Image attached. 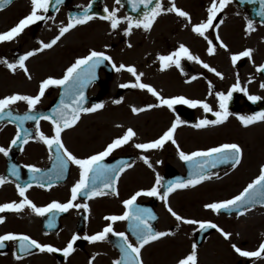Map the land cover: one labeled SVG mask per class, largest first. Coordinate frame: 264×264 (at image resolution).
Returning a JSON list of instances; mask_svg holds the SVG:
<instances>
[{
    "label": "flooded vegetation",
    "instance_id": "1",
    "mask_svg": "<svg viewBox=\"0 0 264 264\" xmlns=\"http://www.w3.org/2000/svg\"><path fill=\"white\" fill-rule=\"evenodd\" d=\"M91 1L92 0H62L61 7L56 13H62L64 15L60 18V23L50 24L49 22L53 16L39 27H36L35 22L28 25L27 29L29 35L43 33L45 36L42 41L49 42L59 34V28L69 22V12L82 10L86 8ZM160 2L167 8L171 6L172 0H161ZM248 2L252 4V10L257 12L261 10L258 5V0H231V2L218 13L215 23H219L220 20L224 22L220 24L219 29L210 28L205 33L216 46L215 53L211 55L207 51L209 47L208 41L192 31V24L200 23L207 19V9L211 5V0H175L177 7L190 14L191 22L186 18L179 17L174 12H163L156 18L150 30L145 31L143 28L133 27L130 35H125L124 32L128 24L123 17L130 16L127 13L126 6L122 3L117 4L116 0H100L96 7L98 14L94 15L89 22L76 25L65 33V35H72L78 28L91 22L95 23L98 28L104 26L105 31L103 33L99 32V29H94L90 32V50L106 52L107 55L112 57V61L117 66L121 63L134 66L138 73L144 74L141 77V82L150 84L165 98L182 95L188 99H198L194 98V85L197 83V88H199V90H209L211 94H213V98L217 100V103H212L208 99H198L207 102L213 111L220 110L216 93H227L232 85L237 82V79H239L241 87L246 88L248 94L246 95L242 91H234L232 97L228 100V111L230 113L228 119L221 124L208 125L200 128V130H204L207 127H222L229 123H234L235 120L230 115H239L244 108H247L250 115H253L259 113L264 107L262 105V100H264V88L260 86L264 83V71L257 70L260 64H264V23L261 22L259 16L250 17L248 15L246 8L242 6ZM11 6L12 4L8 8ZM105 8L109 10L118 9L116 15L121 18V21L116 29L111 28L110 21L101 18L107 15L104 11ZM140 18L142 17L134 19ZM249 19L254 22V30L246 32L245 29ZM217 34H219L220 39L227 45V49L219 47L220 41L215 39ZM181 43L186 45L192 54L199 56L202 61L208 63L211 67L222 73L223 78L216 76L215 73L204 68L202 64L190 61L186 57H181V68L183 72L174 64L171 67L161 70V61L158 59V56L168 55L174 52ZM129 44H131V47L128 46ZM27 45V41L20 42V48L13 54L14 61L18 60L19 56L23 55L21 49ZM106 45L107 47H105ZM248 48L253 49L251 59L248 57H241L236 64H233L231 60L232 55ZM41 52L40 54L42 57L37 59L32 56L28 58L25 63H31L30 71L32 73H36L39 69H43L53 78H62L66 69L71 66L77 58L88 54V52L82 54L80 37L75 39L69 37L65 43L60 39L52 48L45 49ZM35 70L37 71L35 72ZM95 70L98 72V77L95 82L91 84L87 92V107L101 103L104 105L106 98L114 101L121 97L124 98L126 94L138 92V90H140L139 88H133L131 86L127 88L120 87L122 84L135 83V77L127 71L126 68L116 71V69L112 67L111 62L105 61L98 65ZM55 71L59 72L58 76L52 75ZM193 75L197 78L195 80H190V77ZM151 76H154L158 83L149 80ZM249 80L252 82L251 86L246 84ZM59 87L60 86L57 85H50L45 90L44 96L41 97L45 99L44 102L36 106V109L49 106L51 100L58 94ZM11 94V92L1 94L0 91V98ZM248 95L261 97V99L257 100L259 103L254 105L252 109L248 107ZM113 101L111 106L113 105ZM9 107L14 115H17L18 112H25L28 110L27 108L20 110L18 108V101ZM161 107L165 109L163 121L168 122L169 127L177 117H179L181 121L186 122L179 124L173 134L180 150L186 153H190V151L188 152V146L192 137V133L190 132L193 131V125L202 119H216L212 112H205L200 105L193 107L187 104H174L171 109L167 106ZM232 109L237 110L234 112ZM101 110L102 108L92 113H82L81 119L77 124L72 128L65 129L61 134L65 146L78 157L84 158L103 151L107 144L115 139L112 138L107 141L102 148L82 149L84 145L97 140L100 132L96 123H81L83 120L82 116L95 115ZM261 122L262 121H256L254 123ZM17 123L18 121L10 120L6 114L3 119H0V146L9 148L8 156L0 153V176L6 177L5 184L0 186V204L12 201L19 202L22 199L16 187L17 183L22 186L31 184V187H28L26 190V195L38 206H45L53 200L67 202V200L71 198L72 186L80 178L79 167L69 163L67 170L58 180L55 179V174H53V183L50 189L40 187L32 179L33 174L25 165H35L45 172L51 170L55 163V149L53 148L50 151L39 138H29L27 143H18L17 145L11 146L10 142L15 137L18 129ZM104 125L103 123L100 124L102 127H104ZM231 125L235 126L234 124ZM39 127L40 130L48 136L54 134L53 125L48 120L41 119ZM27 128H30L33 135H35L36 123L34 126L27 125ZM165 131L166 130H164V132ZM227 131L229 134H232L230 128L227 129ZM163 133L155 135L152 140L159 138ZM223 134H226V129L223 130ZM220 135L222 134L220 133ZM217 139L220 143L219 138ZM152 140H148V142ZM146 142L145 140H139L137 138L131 139L121 147L114 149L113 152L104 159V164L116 165L120 160H125L132 166L125 169V171L120 174L115 184L119 195L112 194L110 189H104L107 193L106 195L95 196L90 199L80 196L73 202L88 203V211H85L83 208H70L67 212H57L55 214L56 221L53 228L47 227L48 217L51 213L41 217L27 207L19 212L5 210V212L0 213V216L5 217L4 222L0 223V235L8 232L27 234L41 243H50L59 248L66 246L73 234H78L81 237L74 244L75 251L67 258L59 252L41 253L36 249H32L27 253H21L17 242L8 241L5 243L4 248H0V264H89L92 257H95V259L92 260V264H113L114 260L122 259V253L119 247L122 241L118 237L109 234L104 241L95 243L89 242L83 239V237L101 231L103 227L110 223L104 219L105 216L122 215L126 210L134 211L136 206L145 209L153 208L155 212L153 214L157 218L150 221V223L155 231H160L159 222L161 216L158 214V209L160 202L163 201L160 196L149 197L141 195L137 197V201L130 209H125L123 204V201L129 199L136 191L146 189L145 185H142L143 180L144 183H146V169L144 168V171H139V166L135 165L139 159L137 153H145L153 150L137 149L135 147L137 143ZM170 145L176 146L171 141H166L164 144V146ZM136 150L138 151L136 152ZM196 151H200V149ZM178 163L179 164L175 168L166 165L162 167L164 171L161 177L162 182L163 180L173 181L176 176H184L186 174L188 171L187 162L178 157ZM13 164H15L19 170V179L11 175ZM231 169H233V167L221 168L213 172ZM97 183L99 184V182ZM182 189L183 188L173 191L169 196ZM163 191V188H161V192ZM255 208H264V206H257L249 208L248 210ZM246 212H242V214H232L230 216H240ZM113 228L115 231L125 232L131 243H137V238L131 229V221H116L113 223ZM215 232L216 229L203 237L198 244L194 237L193 243H195L198 248L205 242L210 234ZM166 237L153 241L141 249L143 264H177V260L179 259H175V252L172 244H167L165 241ZM239 247L247 251H255L259 248L258 246H253L251 249H244L242 245ZM226 249L227 252L223 257L224 263L264 264V255L251 258L242 257L236 253L232 247H227ZM17 255L21 258L17 259Z\"/></svg>",
    "mask_w": 264,
    "mask_h": 264
},
{
    "label": "snow or ice",
    "instance_id": "2",
    "mask_svg": "<svg viewBox=\"0 0 264 264\" xmlns=\"http://www.w3.org/2000/svg\"><path fill=\"white\" fill-rule=\"evenodd\" d=\"M8 2H10V0H0V7H3V5ZM230 2L231 0H211V5L207 9V19L200 23L192 24V31L201 37H204L208 41L209 47L207 51L210 55L215 53L216 46L213 44V41L205 35V33L210 28L219 29L220 24H222L224 21L220 20L219 23H215L218 13L222 11V9ZM55 3L60 4L62 3V0H55ZM116 3L120 4L121 0H116ZM130 3L132 4L133 10H136L140 5H143L146 10L143 12V17L140 19H134L131 16L123 17V19L128 24V27L124 30L125 35H130L133 27L143 28L145 31L150 30L155 23L156 18L163 12H174L179 17L186 18L189 22H191L190 14L187 11L177 7L175 0H172L171 6L167 8L162 5L160 0H155V6L151 8H149V5L153 4V0H130ZM31 5V11L27 16L20 19L19 22L10 29L0 32V42L13 40L16 36L23 32L26 26L37 21L45 20L46 16L41 13L48 12L51 5V0H31ZM260 8L261 11L259 15L264 16V0H260ZM104 11L107 13V15L101 18L110 21L111 28L116 29L121 21V18L116 15L118 9L109 10L108 8H105ZM92 18L93 17L91 14H89L88 10H85L80 15L70 17L69 22L59 28V34L52 38L49 42L40 41V47L25 52L23 55L19 56L18 60L15 62L10 63L7 61V59H4L3 63H5L7 67L13 71L19 67L27 74L28 68L26 67L25 61L28 60V58L45 49L52 48L70 29L74 28L76 25L84 24ZM253 23L254 22L251 19L247 21V26L245 29L246 32L254 30ZM215 39L220 41L219 47L227 49V45L220 39L219 34L216 35ZM128 46L131 47V44ZM105 47H107V45ZM252 53L253 49L251 48L245 49L239 53H235L231 57L232 63L236 64V62L241 57H248L251 59ZM181 57H186L190 61L200 63L204 68L215 73L216 76L223 78L222 73L211 67L208 63L202 61L199 56L192 54L190 49L183 43H181L178 49L174 52L168 55L158 56V59L161 61V70L171 67L174 64L183 72V69L181 68ZM105 61L111 62L112 67L115 68L116 71L126 68L127 71H129L135 77V83L122 84L120 87L127 88L131 86L133 88L147 89V91L159 101V105L148 104L145 107L133 106L132 112L134 114L143 112L145 108L151 109L157 106H167L169 109H171L174 104H187L193 107L200 105L203 107L205 112H212L216 119L200 120L198 123L193 125L198 129L208 125L221 124L228 119L230 114L228 111V100H230L234 91H242L246 95L248 94L246 88H242L239 79H237V82L232 85L231 89L227 93H216L217 99L219 100V111H213L211 106L205 101L198 99H188L182 95L165 98L153 86L141 82V77L144 74L138 73L134 66L125 65L123 63L117 66L112 61V57L107 55L106 52L90 50L87 55L77 58L75 62L66 69V72L62 78H53L49 76L48 78L43 79L39 85V91L36 95L15 93L0 98V119H3L4 115L6 114L10 120L18 121L19 125H23L24 121L27 120L36 122L35 135H33L29 129L18 126L15 137L10 142L11 146L17 145L18 143H21V141L22 143H27L29 138H39V140H41L50 151L53 148L55 149V163L53 164L51 170L45 172L35 165H25V167L28 168V170L33 174L32 179L40 187H46L50 189L53 183V174H55V179L58 180L67 170L69 163L78 166L80 169V178L72 186L71 198L67 200V202L53 200L45 206H38L26 195V190L28 187H31V184L22 186L17 183L16 187L19 196L22 199L19 202L12 201L0 204V213L5 212V210L19 212L23 211L25 207L30 208L35 214L41 217L51 213V215L48 217L47 227L53 228L55 226V214L57 212H67L70 208H83L85 211L89 210V205L86 202L73 203L78 199V197L84 196L90 199L95 196L106 195L107 193L104 191V189H110L112 194L119 195L115 184L118 181L120 174L124 172L125 169L130 168L132 165L125 160H120L116 165L104 164L103 161L109 154L113 152L114 149L121 147L123 144H126L129 140L135 137L137 135L136 132L132 128H128L123 133V135L113 139L110 143H108L103 151L84 158L78 157L72 151H70L65 146L61 136L65 129L72 128L77 124V122L81 119L82 113H92L104 106L102 103L93 104L91 107L84 106V88L88 83L91 82L92 79H94L96 67ZM257 70L264 71V64H260L257 67ZM28 78L31 79V76L29 75ZM196 78L197 77L193 75L190 77V80H195ZM50 85L64 87V96L67 98V102L66 99L62 98L60 100V105L57 108H54L48 115L42 114L37 116L32 114L36 109V105L40 102L41 97L44 96L45 90ZM260 86L261 88H264V83H262ZM248 98L251 101H257L261 99V97L256 95H248ZM122 99L123 98L121 97L120 99L114 100L113 102L120 103ZM17 101H24L27 103L28 110L22 115H14L13 111L9 107ZM41 119L48 120L52 123L54 133L52 136H48L40 130L39 122ZM238 119L244 126H248L256 121H264V112L255 113L248 116L241 115L238 117ZM181 123L186 122L181 121L179 117H177L171 126L161 136H159V138L147 143H137L135 144V147L137 149H159L164 147L166 141H171L176 145L181 160L186 162H193L195 160V170L190 173L189 178L187 179L178 178L176 181L168 182L166 190L163 192H161V188H164V185L162 184V178L159 176V174H157L155 184L151 188L136 191L129 199H125L123 201L125 209L132 208L137 201V197L141 195H146L149 197L160 196L161 199L164 200L168 212L177 221L186 224H198L201 230L207 228L216 229L225 237V239H228L231 236V233L225 231L223 228H220L215 223L206 220L188 219L178 214L172 209V207L168 205V196L177 188H187L190 186L195 187L202 181L210 179L212 176L216 175L214 172H209V168H215L219 164H231V166L235 168L242 161L243 149L237 143H224L218 147L209 148L206 151H193L191 153H186L180 150L179 145L173 137L177 126ZM0 153L8 156L9 148L0 146ZM202 157H207V159L201 162L198 158ZM141 159H143L149 167L152 166L147 156H143ZM11 175L19 179L20 173L15 164L12 165ZM5 182L6 177L0 176V186L4 185ZM97 182H99V184ZM257 203L264 204V166H261L259 175L250 183H248L238 195L231 199L207 203L204 205V207L206 209L213 210L216 213L221 212V210L233 208L240 212H246L248 211V207L250 205L254 206ZM156 218L157 217L150 209L136 206L134 211L126 210L122 215L105 216L104 219L110 223H108L101 231H98L95 234L85 235L83 239L95 243L104 241L107 239L109 234H112L122 241V243L119 245L122 253V259L114 260L113 264H143L141 249L153 241H157L160 238L172 234L170 231H155L150 221L155 220ZM4 220L5 217L0 216V223H3ZM121 220L131 221V229L137 238V243H131L125 232L114 230L113 223ZM80 238L81 237L78 234H73L66 246L59 248L53 246L50 243H41L27 234L8 232L0 235V248H4L6 242L13 241L18 243L19 251L21 253H27L32 249H36L41 253L59 252L62 253L65 258H67L72 252L75 251L74 244ZM232 248L242 257L251 258L261 257L264 255V242H261L259 248L255 251L242 250L235 244L232 245ZM16 258L20 259L21 257L17 255ZM94 259L95 257H92V259L89 261V264H92V260ZM178 264H198L197 245L195 243L192 245V251L190 254H188L185 258L180 259Z\"/></svg>",
    "mask_w": 264,
    "mask_h": 264
},
{
    "label": "rangeland",
    "instance_id": "3",
    "mask_svg": "<svg viewBox=\"0 0 264 264\" xmlns=\"http://www.w3.org/2000/svg\"><path fill=\"white\" fill-rule=\"evenodd\" d=\"M31 7V0H16L10 8L0 11V32L16 25L20 19L30 13ZM63 16L62 13L56 14L49 23L58 24ZM27 28L28 26L13 40L0 42L1 94L11 92L12 94L36 95L41 81L49 77V73L43 69L35 70L37 72L32 73L30 71V62L25 63L28 68L27 74L19 67L13 71L3 63L4 59H7L10 63L15 62L13 54L20 48L21 41L28 42V45L21 49L23 54L40 47V41L44 39L45 35L43 33L29 35ZM94 29H99L101 33L105 31L104 26L98 28L95 23L91 22L78 28L72 35L62 36L61 41L65 43L69 37L74 39L80 37L82 54L87 53L90 50V32ZM40 53L42 52L36 53L33 57L37 59L42 57ZM29 75L31 79L28 78ZM52 75L58 76L59 72L55 71ZM149 80L157 82L154 76L149 77ZM246 84L251 86L252 82L249 80ZM194 89V98L208 99L212 103H217V100L213 98V94H210L209 90H199L197 83H195ZM44 100L41 98L36 106L41 105ZM112 101L106 98L101 111L95 115L82 116L83 120L81 123H96V126L100 129L98 139L84 145L82 149L102 148L107 141L123 135L128 128H132L137 134L132 139L137 138L147 142L152 140L155 135L163 133L164 130L169 128V123L163 121L165 109L161 106L151 109L145 108L143 112H140L142 114L140 118H137V114L132 112L133 106L159 105L157 98L148 92L147 89H140L138 92L126 94L120 103L113 102L111 106ZM18 108L20 110L27 108V103L18 101ZM241 115L248 116L250 112L247 108H244L239 115H230L235 120L231 124L235 126L229 123L222 127H207L204 130L193 126V131L190 132L192 137L188 146V152L190 151L191 153L197 149L206 151L209 148L218 147L222 143H237L243 149L241 163L231 170L216 171L217 178L214 180L206 182V179L195 187L183 188L168 197V205L178 214L188 219L211 221L231 233L228 239H225L217 230L215 233L210 234L205 242L197 248L198 264H227L223 262L227 247H232L235 244L238 247L242 245L244 249H251L253 246L259 247L260 243L264 242V208L248 210L243 216L225 217L204 207L207 203L231 199L238 195L248 183L259 175L261 166H264V121L244 126L238 119ZM101 123L105 124L104 127L100 126ZM229 128L232 134L228 133L227 129ZM224 129H226L225 135L223 134ZM217 138H219L221 144ZM137 156L139 159L135 165L139 166L138 170L144 171L145 168L147 172L146 183L143 180L142 184L143 186L145 185L146 189L151 188L155 184L157 174L162 177L164 174L163 166L175 168L179 164L177 147L172 145L153 149L145 153L139 152ZM143 156L149 158L151 167L141 159ZM158 214L161 216L159 222L160 231H170L172 233L166 237L165 241L167 244H172L175 259H183L192 251L194 237L200 229L199 225L177 221L168 212L164 200L160 202ZM179 260H177V264Z\"/></svg>",
    "mask_w": 264,
    "mask_h": 264
},
{
    "label": "water",
    "instance_id": "4",
    "mask_svg": "<svg viewBox=\"0 0 264 264\" xmlns=\"http://www.w3.org/2000/svg\"><path fill=\"white\" fill-rule=\"evenodd\" d=\"M13 0H10V2H8V3H6V4H4L3 5V7H0V9H2V8H5L6 6H8L11 2H12ZM125 6H127V11L129 12V14L132 16V17H137V18H139V17H142L143 16V12L146 10H143V9H136V10H133V7H132V4H125V3H123ZM258 5L260 6V0H259V2H258ZM128 6H130L129 8H128ZM140 6H142V5H140ZM155 6V0H153V4L151 5V7H154ZM244 8H246V10H247V12H248V14H249V16H261V15H259V13H260V11H258V12H256V11H254V10H252L251 9V4L250 3H246V4H244V5H242ZM59 8V4H56L55 3V0H52L51 1V6L49 7V10H48V12H47V14L45 15L46 16V19L50 16V15H52V14H54L55 12H56V10ZM85 10H88L89 11V14H91V15H93V14H95V12H97L96 11V8H93V4H91L90 5V8L88 7V8H86ZM85 10H83L80 14H82ZM72 14V13H71ZM71 14L69 15V17L71 16ZM80 14H78V15H80ZM45 19V20H46ZM45 20H42V21H39V23H38V25H40V24H42ZM261 20H263L264 21V17L262 16V18H261ZM95 76H96V74H95ZM88 86H90V85H88ZM85 90H87V88L85 89ZM62 98H64V99H66V101H67V98L65 97V96H63V94H62V89H61V92H60V94H59V96L51 103V105H50V107L49 108H47V109H44V110H36V111H33V113L32 114H34V115H37V116H40V115H48V114H50L51 112H52V110L54 109V108H57L59 105H60V100L62 99ZM86 100H84V106L86 105ZM253 103V104H252ZM252 103H250L251 105H255L257 102H255V101H252ZM264 103V102H263ZM234 111L235 110H237V109H233ZM260 112H264V108L260 111ZM19 115H22V114H19ZM30 124L31 125H34L35 124V122H32V120H31V122H30ZM25 125V123L23 124V125H19V126H24ZM201 162H203V160H205V159H207V157H202V158H198ZM190 165H192L193 167L186 173V175L184 176V177H179V176H176V179L174 180V181H176L178 178L179 179H187V178H189V175H190V173H192L194 170H195V160L193 161V162H190ZM229 166H231V164H219L217 167H215V168H209L208 169V171L210 172L211 170H214V169H218V168H221V167H229ZM168 180H163V185H164V188H163V190H166V187H167V184H168ZM257 205H264V204H261V203H257V204H255L254 206H257ZM254 206H249V207H254ZM248 207V208H249ZM152 212H153V209H150ZM234 212H238V213H241L240 211H238L237 209H225V210H221V212H219V213H224V214H227V215H229V214H231V213H234ZM211 229L212 228H207V229H204V230H200L199 231V233L197 234V243H199L201 240H202V238L203 237H205L210 231H211Z\"/></svg>",
    "mask_w": 264,
    "mask_h": 264
},
{
    "label": "bare ground",
    "instance_id": "5",
    "mask_svg": "<svg viewBox=\"0 0 264 264\" xmlns=\"http://www.w3.org/2000/svg\"><path fill=\"white\" fill-rule=\"evenodd\" d=\"M141 116H142L141 113H138V114H137V118H140ZM215 178H217V175H214V176H212L210 179H207L206 182L211 181V180H214ZM212 187H214V186H212Z\"/></svg>",
    "mask_w": 264,
    "mask_h": 264
}]
</instances>
